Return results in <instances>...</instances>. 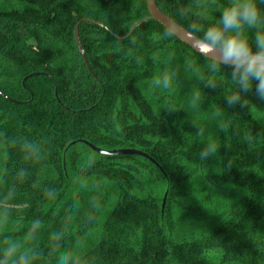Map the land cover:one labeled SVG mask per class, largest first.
Listing matches in <instances>:
<instances>
[{"label": "trees", "instance_id": "obj_1", "mask_svg": "<svg viewBox=\"0 0 264 264\" xmlns=\"http://www.w3.org/2000/svg\"><path fill=\"white\" fill-rule=\"evenodd\" d=\"M191 2L157 0V6L185 29L220 19V11L209 9L208 18L199 20ZM258 6L264 11V4ZM181 9L187 11L182 15ZM149 16L146 0H0V92L15 101L0 93V131L43 138L50 151L47 162L37 165L11 149L7 184L21 167L30 175L18 186L19 210L12 214L23 221L20 231L4 235L21 236L33 219H42L35 264H56L59 252L88 230L89 193L77 192L70 179L81 152H94L81 142L86 141L108 151L140 150L161 168L139 156L97 153L101 159L92 174L107 183L105 212L93 226L87 253L92 264H264V100L256 94L258 82L241 93L247 104L229 106L226 96L238 90L231 67L213 74L209 61L176 38L154 41L153 34L165 29L152 20L129 35ZM79 23L95 76L78 52ZM113 34L126 37L120 51ZM247 35L255 51L256 30ZM170 53L175 57L169 66L178 70L175 91L152 95L138 87L158 74ZM185 60L200 68L202 80L185 70ZM209 78L217 83L214 89L206 84ZM194 88L201 92L200 109L188 107ZM213 109L221 111L227 131L211 120ZM198 126L205 128L204 136H197ZM209 140H216L218 151L201 160ZM45 187L58 190L56 201L47 200ZM6 190L0 183V195ZM74 198L81 212L57 248L49 234L62 226Z\"/></svg>", "mask_w": 264, "mask_h": 264}, {"label": "clouds", "instance_id": "obj_2", "mask_svg": "<svg viewBox=\"0 0 264 264\" xmlns=\"http://www.w3.org/2000/svg\"><path fill=\"white\" fill-rule=\"evenodd\" d=\"M190 4L199 20L208 18L209 9L222 13L220 19H215L206 28H202L199 23L194 22L185 31L194 41L195 49L209 61L206 66L213 74L219 73L222 65L231 67V83L238 90L226 96L227 104L229 106L238 103L247 104V101L242 100L241 93L251 91L253 81L258 82L255 89L257 96L264 100V11L258 6L264 4V0H226L224 4H220L219 0H192ZM185 11L187 9H181L180 14L183 15ZM249 29L256 30L255 51L249 43L247 35ZM104 31L111 32L109 24L104 25ZM178 32L179 26L169 21L164 32L162 34L154 33L152 38L154 41L163 40L176 36ZM200 32H203L202 37L195 35ZM113 35L116 40L115 50L120 51V40L126 37ZM131 43H136L135 39ZM174 57L175 55L170 53L158 74L148 81H139L137 86L152 95L160 92H174L175 85L178 84V70L169 66ZM152 60L154 63L161 62L158 54H153ZM137 63H143L142 58H137ZM184 68L187 72L191 71L199 80L203 79L200 68L193 61L185 60ZM206 84L213 89L217 86L214 78H209ZM201 102V92L194 88L189 95L188 107L200 109ZM221 117L222 113L219 109L212 110L211 120L217 121L219 128L227 131L229 125L223 122ZM204 132L205 128L198 126L197 136H204ZM246 140L251 143V137H246ZM47 144L48 141L43 138L29 139L23 134L10 137L6 131H0V183H5L7 188L0 195V264H35L41 255L37 237L45 226L42 219H33L21 236L4 235L6 231H20L23 221L21 219L13 220L12 214L19 210L16 200L18 186L23 184L30 172L27 168H19L10 184H7L5 177L9 172L7 162L10 159L11 149L18 148L25 161L43 165L50 156ZM218 148L219 144L216 140L207 141L206 147L199 153L200 159L206 160L209 156L215 155ZM100 159L101 156L95 152L82 151L77 171L70 177L77 192L89 193L86 202L87 208L84 209L88 230L75 238L69 250L59 252L56 264H92V258L87 255L89 248L93 245L91 242L92 230L105 212L102 196L107 180L105 177L92 174V169ZM38 186L39 181L33 180V187ZM44 195L48 201L54 202L58 199L59 192L55 187H45ZM81 208V201L74 198L65 209L62 226L49 234V241L54 243L57 248L71 231ZM9 225L12 227L9 228Z\"/></svg>", "mask_w": 264, "mask_h": 264}, {"label": "water", "instance_id": "obj_3", "mask_svg": "<svg viewBox=\"0 0 264 264\" xmlns=\"http://www.w3.org/2000/svg\"><path fill=\"white\" fill-rule=\"evenodd\" d=\"M146 5H147V10L149 12V18H146L144 20L139 21L138 23L134 24L129 35H131L136 29H138L140 26L144 25L145 23H148L150 20L158 23L159 25H161L164 29L165 26L169 23V21H172L175 23V25L179 26V32L176 36H174V38H176L179 42H181L182 44H184L185 46L189 47L193 52H195L196 54L200 55V53L195 49L194 47V41L192 40L191 36L189 35V33L185 30L183 26H181L180 24H178L177 22H175L173 19H171L169 16H167L166 14H164L157 6V0H146ZM88 23H93L95 24V22L93 21H87ZM81 24H78L76 26L75 29V42L78 48V52L79 54L82 56L88 70L94 75V73L91 70V67L89 65V62L87 60L85 51L83 49L82 43H81V39L79 36V27ZM201 56V55H200ZM203 57V56H202ZM205 59V57H203ZM223 66V65H222ZM227 67V66H226ZM37 74H33L30 77H33ZM95 76V75H94ZM1 93V92H0ZM2 96H4L8 101L10 102H15L14 100L10 99L9 97H7L5 94L1 93ZM82 143L86 144L92 151L100 154V155H104V156H139L142 158H145L147 160H149L150 162L154 163L158 168L159 165L156 164L149 155H147L146 153L137 150V149H119V150H112V151H108V150H103L100 148H97L95 146H93L92 144L86 142V141H81ZM161 169V168H160ZM166 197L167 194L164 198V204L166 201ZM164 204H163V209H164Z\"/></svg>", "mask_w": 264, "mask_h": 264}, {"label": "rangeland", "instance_id": "obj_4", "mask_svg": "<svg viewBox=\"0 0 264 264\" xmlns=\"http://www.w3.org/2000/svg\"><path fill=\"white\" fill-rule=\"evenodd\" d=\"M162 204H164V200H163V203ZM165 205H166V201H165V204H164V208H165ZM163 206V205H162Z\"/></svg>", "mask_w": 264, "mask_h": 264}, {"label": "flooded vegetation", "instance_id": "obj_5", "mask_svg": "<svg viewBox=\"0 0 264 264\" xmlns=\"http://www.w3.org/2000/svg\"><path fill=\"white\" fill-rule=\"evenodd\" d=\"M79 24H81V23H79ZM132 29V28H131ZM36 76V75H35ZM34 77V76H33Z\"/></svg>", "mask_w": 264, "mask_h": 264}]
</instances>
